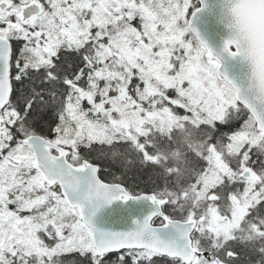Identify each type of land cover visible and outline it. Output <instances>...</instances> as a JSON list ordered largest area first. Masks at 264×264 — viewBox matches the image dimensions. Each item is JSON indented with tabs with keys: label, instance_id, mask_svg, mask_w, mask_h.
Listing matches in <instances>:
<instances>
[{
	"label": "snow or ice",
	"instance_id": "obj_1",
	"mask_svg": "<svg viewBox=\"0 0 264 264\" xmlns=\"http://www.w3.org/2000/svg\"><path fill=\"white\" fill-rule=\"evenodd\" d=\"M0 264H264V0H0Z\"/></svg>",
	"mask_w": 264,
	"mask_h": 264
}]
</instances>
